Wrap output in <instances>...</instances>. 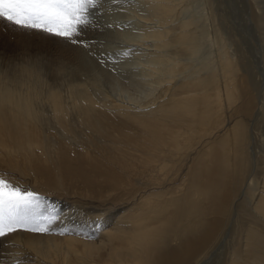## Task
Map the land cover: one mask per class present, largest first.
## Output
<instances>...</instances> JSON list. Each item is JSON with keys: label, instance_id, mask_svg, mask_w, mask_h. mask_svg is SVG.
Returning <instances> with one entry per match:
<instances>
[{"label": "bare ground", "instance_id": "obj_1", "mask_svg": "<svg viewBox=\"0 0 264 264\" xmlns=\"http://www.w3.org/2000/svg\"><path fill=\"white\" fill-rule=\"evenodd\" d=\"M185 1L136 0L156 21L144 30L155 50L141 52L159 79L146 101H117L75 78L60 81L65 61L80 63L81 45L72 49L50 36L36 38L60 44L51 71L58 82L42 71L54 60L0 70V169L35 178L42 170L56 193L76 182L73 194L91 201L60 207L37 195L40 207L31 215L55 211L58 218L48 234L1 239L0 264H215L222 248L217 264H264V168L260 181L249 182L253 126L264 122V102L220 38L215 59L198 67L182 60L195 56L202 40L193 19H178ZM96 30L90 26L89 37ZM3 31L23 44L33 37L31 30ZM4 179L23 192L37 190Z\"/></svg>", "mask_w": 264, "mask_h": 264}, {"label": "rangeland", "instance_id": "obj_2", "mask_svg": "<svg viewBox=\"0 0 264 264\" xmlns=\"http://www.w3.org/2000/svg\"><path fill=\"white\" fill-rule=\"evenodd\" d=\"M130 1L131 0H105L98 10H91L90 18L92 19V24L81 28L80 36H78L86 37L87 39H77L78 46H82L79 47L77 52L79 58H81L80 63L77 65L76 63L65 61V67L63 68V72H65L63 75L65 77L62 75L60 81H66V77L67 79L75 78L78 82L87 83L92 89L96 90V92H100L117 101H124L126 99L125 102L132 100L138 103L147 100L151 90L158 87L157 82L159 79L153 73V66L155 67L156 65H154L152 60L150 61L149 58L146 57V54H142L141 52L147 50L148 47L149 49L155 50L152 46V40H145L146 37L144 36V30L148 26L153 27L154 22L156 21L151 17H148V12L144 7L139 4L136 5V0H134L135 2H133V0ZM261 6L264 8V0H186L183 5L178 7L177 14L178 19L183 21L193 19L196 23L197 32L202 36L199 52L193 57L182 55V60L185 59L183 61L186 64L188 63L187 65L198 67L201 64L206 63L208 60L215 59L218 53L216 40L217 38H220V41L224 43L235 61L239 63L241 76H245L246 74L252 79V82L255 81V92L258 98H261V102H264V77H262L264 76V58H262V56L264 57V10ZM262 11L263 13H261ZM139 12L141 14H139ZM256 15H260V17H257ZM261 20L262 22H260ZM95 25L98 26L96 27ZM90 26H94L97 30L95 31V34L93 33V35L89 37V30L87 31V29ZM0 28L9 32H12L15 29L26 31V29H20L3 19H0ZM31 32L33 37L31 34L27 33L28 39L25 44H23L24 42L22 38L17 40L19 38L10 36V33L5 31L0 33V70L11 72V69L14 66H19L27 60L40 59L47 62L54 60V62L49 64V72H47V68L44 67L42 71L44 70L43 74L45 75L47 82H58L52 80L53 77L51 71L55 70L53 65L60 62V58H58L60 44L53 42V45H50L46 43V40L41 41L39 38L37 39L36 35L39 37H53L57 39V41H60V43L66 44L72 49H74V43L70 45V41L63 40V38L42 31L31 30ZM139 38H142L144 41ZM82 39L88 41L85 40V44H83ZM255 43H258V45ZM254 44L258 47H255ZM170 50L172 51L173 49ZM67 52L64 51V54ZM125 53L127 55H125ZM198 62H200V64ZM249 67H251V69ZM258 85H260V88ZM253 128L254 140L251 152L254 158V163L253 170L250 173L251 176H249V182L253 181L256 183L263 177L264 163L262 159L264 155V122L260 121L256 126H253ZM40 173L42 176L35 178L28 173H16L0 169V177L7 178L15 183L19 181L29 187H31L32 184H35L37 190L34 193L36 195L53 198L55 200L54 202L60 207L64 206L66 203L71 206L80 202L82 206H85L91 202L90 198H81L80 196L73 194L77 188L76 182L71 185L69 193L59 194L55 191L56 182H53V178L42 170H40ZM98 204L101 205V202ZM91 205L96 206L97 202H93ZM116 208L117 205L114 207V210ZM90 210L93 211L95 208L91 207ZM75 225L81 227L82 224L78 223ZM232 233L233 232L227 237V241L233 242L234 235ZM4 248L5 245L2 244L0 239V252ZM225 250L226 248H222L216 252L210 263H220L222 261V254Z\"/></svg>", "mask_w": 264, "mask_h": 264}, {"label": "snow or ice", "instance_id": "obj_3", "mask_svg": "<svg viewBox=\"0 0 264 264\" xmlns=\"http://www.w3.org/2000/svg\"><path fill=\"white\" fill-rule=\"evenodd\" d=\"M105 0H0V19L20 29L36 30L78 43L80 29L91 25L90 12ZM87 46V45H85ZM125 55H127L125 53ZM40 207L34 192H23L0 177V239L18 231L48 234L58 218L55 211L36 219L31 213ZM12 264H23L14 260Z\"/></svg>", "mask_w": 264, "mask_h": 264}]
</instances>
